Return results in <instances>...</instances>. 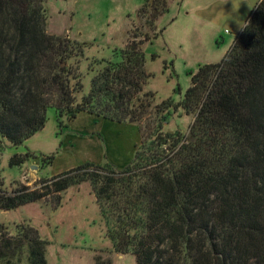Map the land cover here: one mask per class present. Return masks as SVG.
Here are the masks:
<instances>
[{
  "label": "trees",
  "instance_id": "1",
  "mask_svg": "<svg viewBox=\"0 0 264 264\" xmlns=\"http://www.w3.org/2000/svg\"><path fill=\"white\" fill-rule=\"evenodd\" d=\"M46 1L0 0L2 138L24 144L45 128L49 108L60 126L80 113L118 123L144 118L145 105L132 108L148 78L144 54L107 67L79 99L83 87L72 84L79 77L60 62L70 55L60 37L46 33ZM162 105L197 112L186 138L160 124L122 170L85 163L43 189L2 183L0 210L89 182L114 250L135 255L137 264H264V0L223 60L201 67L180 101ZM30 157L15 155L10 164ZM22 233L21 241L0 233V259L17 242L18 250L27 247L29 264H47L35 231Z\"/></svg>",
  "mask_w": 264,
  "mask_h": 264
},
{
  "label": "rangeland",
  "instance_id": "2",
  "mask_svg": "<svg viewBox=\"0 0 264 264\" xmlns=\"http://www.w3.org/2000/svg\"><path fill=\"white\" fill-rule=\"evenodd\" d=\"M261 1L44 2L46 33L60 37L65 45L70 57L60 62L79 77L72 80L73 85L79 81L83 87L77 93L79 99L107 67L130 55L144 54L148 78H141L142 92L134 96L132 108L145 105V117L118 123L80 113L75 119H63L60 126L56 110L49 108L45 128L24 144L13 146L0 135V184L7 189L18 184L43 189L54 176L85 163L122 170L160 124L162 132L186 138L197 112L162 111V103L180 101L201 67L223 60ZM26 153L31 155L27 162L11 166L15 155ZM52 154L55 161L48 165L44 159ZM25 228L35 231L42 241L47 264H137L135 255L114 250L89 182L16 210H0V233L5 238L21 241ZM16 243L6 250L0 264H29L27 247L18 250ZM12 251L15 256L9 260Z\"/></svg>",
  "mask_w": 264,
  "mask_h": 264
}]
</instances>
